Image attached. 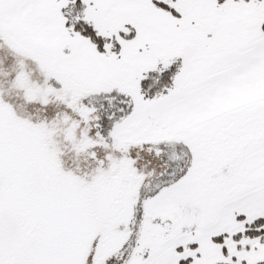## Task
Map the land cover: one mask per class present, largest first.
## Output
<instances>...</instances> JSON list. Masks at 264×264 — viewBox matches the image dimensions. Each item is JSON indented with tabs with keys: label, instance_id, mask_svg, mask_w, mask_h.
Returning <instances> with one entry per match:
<instances>
[{
	"label": "snow or ice",
	"instance_id": "snow-or-ice-1",
	"mask_svg": "<svg viewBox=\"0 0 264 264\" xmlns=\"http://www.w3.org/2000/svg\"><path fill=\"white\" fill-rule=\"evenodd\" d=\"M0 264H264V0H0Z\"/></svg>",
	"mask_w": 264,
	"mask_h": 264
}]
</instances>
